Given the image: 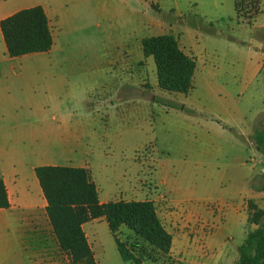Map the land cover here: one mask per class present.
I'll list each match as a JSON object with an SVG mask.
<instances>
[{
    "label": "rangeland",
    "instance_id": "obj_1",
    "mask_svg": "<svg viewBox=\"0 0 264 264\" xmlns=\"http://www.w3.org/2000/svg\"><path fill=\"white\" fill-rule=\"evenodd\" d=\"M59 1L51 52L14 63L15 74L25 70L30 79L10 77L18 104L9 114L28 115L14 139L32 145L38 135L55 164L90 161L106 201L146 187L171 191L180 206L214 209L264 184V156L254 144L264 126V0ZM161 34L196 56L188 94L159 87L152 57L138 64L142 40ZM228 225L222 249L240 245L251 229L247 220ZM94 226L100 264H135L123 261L106 221Z\"/></svg>",
    "mask_w": 264,
    "mask_h": 264
},
{
    "label": "crops",
    "instance_id": "obj_2",
    "mask_svg": "<svg viewBox=\"0 0 264 264\" xmlns=\"http://www.w3.org/2000/svg\"><path fill=\"white\" fill-rule=\"evenodd\" d=\"M3 2L6 6L2 7L0 22L21 10L37 6L42 7L49 20L54 41L53 28H57L58 20L57 13H54L53 10L60 3L59 0H48L47 5L35 3L27 6L24 5L25 0H3ZM259 2L260 0L256 3ZM178 42L183 52L193 57L198 63L196 56L187 53L181 47L179 39ZM51 50L47 53H50ZM42 54L45 53L11 57L0 29V179L4 182L10 202L8 209H0V234L3 235L0 236V241H5L0 242V264L72 263L70 257L61 250L53 233L46 212L47 201L35 170L42 166H67L88 168L91 171L90 161L78 165H61L47 161L45 148L36 144L39 140L38 135L35 140L36 143L32 145H27L21 139H14V134L19 131L20 122H23L28 115L9 114V109H14L15 104H18L15 96L10 95L11 83L13 82L10 77L13 74L18 78L24 77L30 81L29 73H26L25 70H23L22 77L15 74L14 63L22 61L27 56L39 57ZM261 58L262 65H264V51L261 53ZM146 63L145 56L138 60L141 67H144ZM142 85L150 88V84L147 82ZM27 101L30 109L33 104L30 98ZM42 121V118L33 120L36 123ZM92 178L97 186L100 202H111L100 198V187L93 173ZM170 196H172L171 191L167 194L152 190V188L138 187L132 191L130 197L113 200L153 202L159 220L172 236L170 252L160 254L144 243L132 230L122 226L118 232V237L128 248L131 245L140 244L158 255V258L152 255L144 256L140 264H235L238 258V247L244 241L237 246L226 243L223 249L219 246L223 230L230 229L231 231V228L228 227V220L230 219V222L232 220L234 225L245 224L246 220L248 222L249 202H253L259 209L264 210V184L245 187L239 191L238 196L240 197L233 200L232 203L226 205L222 203L214 209L211 207L180 206ZM100 222H105V219H96L83 225V231L94 252L97 264L100 262L97 259L94 245L99 238L94 224ZM250 225V231L257 228L255 225ZM135 251H137L136 248Z\"/></svg>",
    "mask_w": 264,
    "mask_h": 264
},
{
    "label": "trees",
    "instance_id": "obj_3",
    "mask_svg": "<svg viewBox=\"0 0 264 264\" xmlns=\"http://www.w3.org/2000/svg\"><path fill=\"white\" fill-rule=\"evenodd\" d=\"M236 10L240 13L239 2ZM0 29L11 57L47 53L54 44L49 20L40 6L3 19ZM142 48L146 58L154 59L161 89L182 94L194 89L196 60L183 52L173 34L145 38ZM254 138L256 148L264 156V126L256 129ZM35 172L47 201L46 212L55 238L72 263L97 264L83 225L100 218L105 219L125 262L140 264L145 254L135 251V245L128 248L120 241L118 232L122 226L132 230L154 251L160 254L170 252L172 236L159 220L153 202L121 200L101 203L88 168L42 166ZM9 207L7 190L0 179V209ZM248 222L257 228L249 231L238 247L235 264H264V210L253 202H249Z\"/></svg>",
    "mask_w": 264,
    "mask_h": 264
}]
</instances>
